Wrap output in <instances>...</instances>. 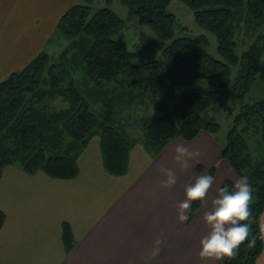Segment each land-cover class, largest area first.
<instances>
[{"label": "trees", "instance_id": "1", "mask_svg": "<svg viewBox=\"0 0 264 264\" xmlns=\"http://www.w3.org/2000/svg\"><path fill=\"white\" fill-rule=\"evenodd\" d=\"M93 1L73 4L59 19L47 46L60 39L68 45L55 59L43 50L0 80V180L8 166L30 175L42 171L54 179H75L78 158L96 136L105 169L125 175L135 143L125 134L117 106L148 101L158 107V116L143 120L145 147L157 155L177 138L191 141L201 131L219 132L221 125L207 111L229 93L240 106L222 157L238 176L249 177L254 189L251 223L258 233L264 212V98L246 100L264 76V0H178L194 12L198 26L215 36L219 59L209 53L206 34L186 33L169 12L174 0H118L137 14L139 26L168 42L162 58L147 60L143 53L156 39L140 32L138 40L125 42V21L109 6L94 11ZM242 24L262 32H252L256 40L239 56ZM177 30L186 35L175 38ZM55 98H62L67 108L48 110L47 102ZM200 205L194 200L191 219ZM4 221L0 212V228ZM63 243L70 253L74 238L68 225L63 226ZM263 249L264 239L257 236L255 244L243 242L222 264H257Z\"/></svg>", "mask_w": 264, "mask_h": 264}, {"label": "crops", "instance_id": "2", "mask_svg": "<svg viewBox=\"0 0 264 264\" xmlns=\"http://www.w3.org/2000/svg\"><path fill=\"white\" fill-rule=\"evenodd\" d=\"M75 1L0 0V80L36 58ZM176 143L199 149V159L187 171L172 159ZM223 150L224 142L205 132L191 141L177 138L157 155L142 141L130 150L127 173L114 176L104 167L96 136L78 158L75 179L5 167L0 180V212L5 215L0 264H222L199 255L200 238L209 230L203 220L205 206L191 219V205L181 222L177 204L185 198L186 183L213 169L216 179L208 206L218 187L227 181L234 184L238 175L223 159ZM162 164L176 168L172 188L161 184ZM64 225L74 238L70 253L63 243ZM157 236L164 237L161 252L150 258ZM257 264H264V249Z\"/></svg>", "mask_w": 264, "mask_h": 264}, {"label": "clouds", "instance_id": "3", "mask_svg": "<svg viewBox=\"0 0 264 264\" xmlns=\"http://www.w3.org/2000/svg\"><path fill=\"white\" fill-rule=\"evenodd\" d=\"M199 155V149L185 143H176L172 159L181 171H187L199 159ZM160 170L164 174L162 186L165 189L172 188L177 183L176 168L162 164ZM215 179L212 174H200L193 182L186 183L185 198L177 204V215L181 222L185 221L187 210L194 200L205 206L203 220L209 230L200 238L199 255L203 258L222 260L236 255L243 242L247 241L248 245H253L257 236L264 239V220L259 222L258 233H254L251 223L254 189L247 174L239 175L232 187L227 184L218 187L208 206L209 191ZM163 242V236L154 239L150 258L160 254Z\"/></svg>", "mask_w": 264, "mask_h": 264}, {"label": "rangeland", "instance_id": "4", "mask_svg": "<svg viewBox=\"0 0 264 264\" xmlns=\"http://www.w3.org/2000/svg\"><path fill=\"white\" fill-rule=\"evenodd\" d=\"M6 1L9 0H5V2ZM74 3L79 4L82 2L81 0H76ZM107 6H109L119 17H121L125 21L126 29L122 32V36L125 42H132L133 39L138 40L140 38V32H144L149 38L156 39V42L154 46L152 44L150 48L148 47L147 50H145V52L143 53V59L147 60L162 58V51L168 44V42L158 39L155 33L147 26H139L137 14L123 5L120 1L114 0L109 5L107 3V0H94L92 4V8L94 11ZM168 10L169 12L177 16L179 24L186 27V33L192 35L206 34L210 41V46H208L209 53L219 59L215 36L207 33L204 29L196 24L194 20V12L192 10H190L178 0H174L170 4ZM254 31H258V34H260L262 32V29L256 30V28L254 27L250 28L242 24L241 29H239V31L237 32V55L241 56V54L246 51L248 47L256 40V37L258 35L253 34L252 32ZM183 35L186 34H183L182 32H180V30H177L175 38L182 37ZM47 42L43 47V50H46L53 59H55L60 54V52L68 45V42L64 39H60L50 46H47ZM236 72L237 70L234 69L233 77L236 76ZM263 98L264 76L254 85L253 90L247 97L246 101L252 102L254 100H260ZM47 106L48 110L50 111H61L67 108V103L62 98H55L52 101H48ZM239 106L240 104L234 103L230 98L229 93H226L218 102H216V104L210 107L207 111V116L213 117L221 125L220 131L216 134L207 131H201L200 133L205 132L207 134H210L211 136H214L218 141L224 142L225 144L227 134L232 125V120L234 116L239 112ZM118 107L119 110H117ZM116 111L119 114L121 112L120 116L124 119L125 134L135 144L146 139L143 120L145 118L155 117L159 115L158 107L148 101H146L144 104L133 101L127 102L124 105L117 106Z\"/></svg>", "mask_w": 264, "mask_h": 264}]
</instances>
